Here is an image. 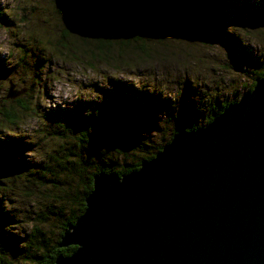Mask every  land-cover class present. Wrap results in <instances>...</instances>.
Segmentation results:
<instances>
[{
    "label": "rangeland",
    "instance_id": "1",
    "mask_svg": "<svg viewBox=\"0 0 264 264\" xmlns=\"http://www.w3.org/2000/svg\"><path fill=\"white\" fill-rule=\"evenodd\" d=\"M195 2L196 7L215 12L205 23L215 43L172 35L163 23L167 14L156 17L161 10L147 18L144 9H115L103 0H0V105L15 106L5 97L12 85L16 90L25 87L17 96L28 91L23 96L30 107L19 112L15 124L0 119V139L18 138L20 148L6 155L13 163L24 159L36 175L30 181L28 169L13 175V166L0 159V199L13 217L11 224H0V264H34L26 258L34 225L50 242L59 235V219L67 209L63 207L61 217L53 212L59 211L62 189L54 187L53 180L64 182L65 177L64 173L56 177L45 166L55 163L60 170L56 160L70 148L75 151L77 141L76 131L63 127L58 110L96 116L110 111L101 107L111 97L110 83L117 80L147 91L157 103L145 115L152 127L144 125L152 129L129 128L123 135L158 142L163 132L181 123L205 126L210 103L236 101L247 91L264 68V0ZM67 27L73 37L61 41ZM89 30L114 41L129 33L149 34L155 48L146 55L136 48L119 52L115 45L102 56L92 45L77 47L82 43L78 33ZM166 122L168 126L161 128ZM113 124L104 122L111 126L104 130L111 133L116 129ZM36 171L45 172L44 177L37 178Z\"/></svg>",
    "mask_w": 264,
    "mask_h": 264
},
{
    "label": "water",
    "instance_id": "2",
    "mask_svg": "<svg viewBox=\"0 0 264 264\" xmlns=\"http://www.w3.org/2000/svg\"><path fill=\"white\" fill-rule=\"evenodd\" d=\"M208 15L173 12L165 28L215 43ZM19 92L11 85L7 97ZM55 264H264V73L205 126L176 131L137 169L92 176Z\"/></svg>",
    "mask_w": 264,
    "mask_h": 264
},
{
    "label": "trees",
    "instance_id": "3",
    "mask_svg": "<svg viewBox=\"0 0 264 264\" xmlns=\"http://www.w3.org/2000/svg\"><path fill=\"white\" fill-rule=\"evenodd\" d=\"M79 1V0H77ZM105 5L113 7L115 9L127 10L131 9L137 11L138 9L146 10L147 18L153 17L152 11H159V15L180 12L183 14H193L194 12H201L208 17L213 18L215 12L209 11L208 9H203L202 7H196L197 4L195 0H103ZM215 2V0H212ZM216 3V2H215ZM213 6V5H212ZM151 9V10H150ZM167 9V10H166ZM150 10V12H149ZM166 10V11H164ZM225 15V14H224ZM222 15V16H224ZM222 18V17H221ZM76 19V18H75ZM128 33V32H126ZM73 37L70 28L63 29L60 39L61 41L66 40V38ZM77 39L82 41L77 47L92 45L93 48L102 54V56H107L110 54L111 48L117 45L119 52L125 51L128 48H136L142 52L148 54L150 49H154L153 44H150L149 34L134 36V34L126 35L125 39L114 41L112 37L106 35H98L93 30L87 32L78 33ZM73 42H77L74 40ZM64 46L66 44H63ZM76 47V49H77ZM55 48L58 47L55 46ZM93 49V50H94ZM87 52H93V50ZM264 56V55H263ZM264 73V68L258 73L256 78L249 85L250 90L254 85L256 79ZM111 86V97L109 102L102 104L101 110H110L113 113L109 116L108 112L99 113L97 116L92 112H68L66 109H60L59 114L61 120L64 122L65 129H74L76 134L73 133L74 138L77 141V146L75 151L68 150V153L64 154L63 159H57L59 163V168L56 167L54 163L53 166H45V168L56 176L57 173H64V182H58L56 179L53 180V186L62 188L58 198V210L56 215H60L64 210L65 206L67 212L64 217L59 219V235L58 237L50 242L49 239L45 238L44 234L40 231V228L35 226L29 234L27 240L28 247H26L27 255L26 258L33 259L34 264H55V258L58 254L68 255L76 248L75 245H68L65 247H59L57 244L63 231L70 225H72L77 217L83 212L85 208V196L92 188V176L100 171L113 172L119 175L125 174L131 170L137 169L143 160H148L152 158L156 152H158L161 147L170 140L171 136L180 129L191 130L198 127H202L199 124L186 122L179 124L178 127H170L169 131L161 135L158 142H154L153 139L147 137V139H142L137 141V139H129L126 135H123V130H128L129 128H135L143 126L144 129H152V125L146 122L145 115L149 112L153 105H156V100L152 97L150 93L142 89H137L131 85L120 83L117 80L110 83ZM25 89L21 87L19 94ZM8 90L5 94L6 98L15 106L11 105H0V119L11 124H15L20 116V114L28 112L30 110L28 103L25 102L24 95H28V91L21 94L20 96H15L13 98L7 97ZM230 102H223L221 104H209V115L206 123H208L216 114L220 113L222 109ZM20 112V114H19ZM213 112V114H212ZM169 118V117H168ZM105 123L112 122L113 126L116 127L114 131H105L104 129L111 127L110 125H104ZM149 124L150 127L144 124ZM145 126V127H144ZM168 126L167 122L162 123L161 128H166ZM21 146L20 140L18 138H13L9 141H4L0 139V159L4 162H8L13 175H18L16 173L26 172L29 177L26 179L28 181L32 180L35 173L32 168H28L25 165V160L20 159L18 162L13 163L11 158L7 157V152L11 150L19 149ZM73 155V156H71ZM63 156V155H61ZM71 156L72 158H69ZM56 158L53 160L55 161ZM2 168V167H0ZM64 168V170H63ZM37 172V178H43L45 172ZM34 174V175H33ZM60 175V174H59ZM57 175L56 177H58ZM1 181V180H0ZM62 183H64L62 185ZM63 186V187H61ZM1 187V186H0ZM63 209V210H62ZM13 222V217L4 211L3 203L0 199V224ZM28 248H32L31 250ZM30 254L28 255V253Z\"/></svg>",
    "mask_w": 264,
    "mask_h": 264
}]
</instances>
